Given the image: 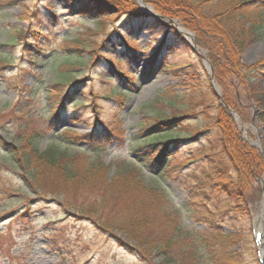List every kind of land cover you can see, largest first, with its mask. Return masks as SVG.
Listing matches in <instances>:
<instances>
[{"label":"rangeland","instance_id":"rangeland-1","mask_svg":"<svg viewBox=\"0 0 264 264\" xmlns=\"http://www.w3.org/2000/svg\"><path fill=\"white\" fill-rule=\"evenodd\" d=\"M132 3L135 8L130 16L119 8L95 18L87 11H83L85 15L75 12L71 0H0V264H169L151 249L169 235L174 236L171 243L166 240L170 245L167 252L176 264H258L253 237L257 226L264 229V117L260 115L264 104L253 105L245 80L222 76L227 94L240 102L247 118H241V124L239 114L232 113L237 118L232 116L236 129L241 130V139L246 132L242 140L260 155L261 167L251 179L241 170L240 175L234 174L243 185L241 206L245 203L247 212L240 210L237 202H228L224 192L209 191L205 208L194 216L191 208H196L197 199L191 198L192 172L203 181L210 179L206 174L213 156L205 154L212 147L204 145L203 134L211 133L207 129L212 128L222 88L214 78L210 80L208 51L196 44L191 29L175 18L173 24H165L145 16L141 7L152 8L144 0ZM202 33L203 42L214 41L210 31ZM124 46L133 54L125 52ZM240 58L248 68L247 77L263 65L264 28L259 38L242 50ZM116 70L125 78L118 77ZM258 71L264 75V67ZM74 78L78 83L50 123L48 115L56 109L50 108L54 102H48V93L60 95L65 89L56 83ZM251 78L264 86L260 76ZM91 103L96 105L94 113ZM180 114L182 119L169 130L177 141L169 144V156L163 164L174 159L189 164L181 168L176 162L171 178L164 177L162 168L150 170L134 150H144L149 136L167 129L159 125L149 131L155 117ZM26 115L33 116L31 121ZM32 126L40 136L37 151L52 145L69 150L76 157L71 164L79 166L77 170L71 167L74 172L84 169L83 162L90 157L88 147L102 146L101 160L110 165L107 179L117 177L122 183L110 192L118 196L113 210L107 205L110 198L106 197L107 203L101 192H73L70 184H64L67 191L58 190L54 187L62 182L56 178L58 173L52 180L37 173L32 181L33 172L28 174L29 170L10 162L7 151L20 143L14 135ZM205 130L208 132L189 140L193 133ZM59 133L69 140L61 139ZM114 163L141 167L144 182L163 191L169 201L165 204L144 190L135 196V170L129 169L133 175L128 170L118 174ZM154 202L163 209L173 205L176 221L169 225L148 218L151 225L143 233H134L128 226L117 227L121 223L117 217L129 212L125 204L141 211L140 206H153ZM205 209L209 212L206 217ZM177 224L183 231L197 234L184 231L180 238L170 233Z\"/></svg>","mask_w":264,"mask_h":264},{"label":"trees","instance_id":"trees-1","mask_svg":"<svg viewBox=\"0 0 264 264\" xmlns=\"http://www.w3.org/2000/svg\"><path fill=\"white\" fill-rule=\"evenodd\" d=\"M101 1L102 2H99L98 0H71V9H73L77 13H80L81 15H85L83 11H87L89 14L92 13L96 18L99 17L98 15H102L110 10H119V8H123L122 10H124V13L130 16L132 15L130 14L131 11L135 8L132 0ZM144 1L149 3L152 6L153 10L161 16L170 19H178L184 27L191 29L195 33L196 44L202 45L207 49V57L213 69L214 79L218 82V84H220V87L222 88V97L225 106L219 102L215 103V118H212L213 125L212 128L207 129L208 131H211V133L207 134V136L203 134V136H205L204 145L207 144V146L212 147V149H210L211 151L208 148L210 153H208L207 155L205 154V156H213L214 158L209 161L211 163L210 173L206 174L210 179H206L208 182L205 183L206 180H201L195 175V171L192 172L191 182H194V184L191 198L197 199L195 203L196 208H191L192 211H194L193 214L195 216L198 210L200 208L202 209L205 206L204 202L206 201V199H209L206 194L209 193V191L224 192V195L227 198L228 202L229 200L233 203L237 202V207H239L240 210L242 209L244 212H247L245 203L243 206H241V204L243 203L241 199V187L243 188V185L241 184L239 177H237V179L235 180L236 177H234V174L240 175L239 171L241 170V172L244 171L245 173H247L249 178L251 179V174L255 175V173L257 171L259 172L260 170V155L258 153H254L252 149L248 147V145L241 139L240 131L236 129L230 113V109L238 112L244 119H246V116L243 113L238 102L234 100V98L229 94H227L226 89L222 84V76L225 74H229L238 78L239 81L245 80V88L247 89L248 98L254 104H264V86L258 85V83L251 78L256 74L257 76L261 77L262 81L260 82L264 81V75H261L260 71H258L262 70V67H264V62L261 63L263 65H260V67L254 70L253 73H250L252 74L250 77H247V75L249 74L245 73V69L247 70L248 68L244 67V64H242L240 58L242 50L248 44L258 39L260 32L264 28V0ZM133 15L136 16V14ZM155 20L162 23L159 18L155 17ZM140 21L141 20L139 19V22ZM216 21H218V24L216 23ZM204 30H208L211 32L209 36L213 37L214 41H212L211 43H205L202 41L201 34L204 35V33H202ZM106 39L107 37L105 38V40ZM31 48L34 52H39V49H37V47L30 46V49ZM77 50L81 51L82 47ZM65 59H67V56L65 57ZM2 60L3 59H0V62ZM110 65L113 66L112 64ZM115 74L118 77L125 78V76H123V72L119 70H116ZM77 83L78 81L75 80V78L69 81L67 79H64L62 83H59L58 81V83L56 84L64 86L65 91L61 90L62 94L60 92V95L58 93V90V94L55 95L54 93L50 94L52 91L48 93V102H52V100L54 102V104L50 108L55 107L56 109V111L48 115V118L51 119L50 123H52V119L57 118V116L59 115V111L64 105V101L68 99L71 90L76 86ZM111 91L112 90H110V92ZM122 92L125 93L126 91ZM111 95L112 93H110V98ZM28 96L30 97L32 95ZM201 103H199V105H203L204 101H202ZM91 106L92 113H94L96 111V105L91 103ZM182 115H172L171 117L164 119L155 117L148 130L150 131L156 129L159 125H163V127L167 129H165L164 131H160L162 133H155V135L151 137L149 136L147 138V142H144L143 144V146H145L144 150H134L138 153L136 154L140 156L138 158H140L143 164L150 170L158 171L162 168L161 175L164 177L171 178V174L172 172H174L176 162H180L179 164L182 165L181 168L186 164H189L184 160H176L175 162V159H172V163L168 160L165 164H163L169 156V146L171 145V143L177 141L176 138L170 137L171 135L169 133V130H172L176 123L178 124V121L182 119ZM260 115L264 117V109L261 110ZM26 116L29 117L31 121V118L33 116ZM93 120L96 119L94 118ZM207 130L193 133L189 140H193L197 134L208 132ZM64 133H59L58 135H60L61 139L68 141L69 139H65L62 137ZM10 136L12 137L13 134H11ZM38 137H40L39 133L37 132V130L33 129V126L32 128L25 129L22 133L15 134L13 138L18 140L20 143L18 144L17 148L12 149L10 147V151H7L10 162L19 165L25 172L29 170L27 172L28 174L29 172H33L34 175L32 174V176H30L32 181L37 177V173H39L38 176L41 174L40 177L44 176L46 178H49L50 180H52L54 175L58 173V176L56 178L62 181L60 183L54 184V187L58 190L67 191L68 187H65L64 184H70L72 187L71 191L73 192H101L104 195V200L107 203H109L110 201V203L107 205H110L111 209L113 210V205L117 203L115 198H117L118 196H115V192L111 194L110 192L114 189H118L117 185L122 183L120 181H116L118 180L117 177L107 179V169L110 167V165L107 167L101 160L102 153L104 151L101 145L99 148L89 149L88 147L87 152L89 153L90 157L88 158V161L83 162L82 167H84V169L80 172H74L71 169V167L73 166L71 164V160H76V157L72 156L69 150L59 149L52 145L39 152L37 151ZM98 143L99 142H96V144ZM215 157L218 160L215 159ZM214 161H217V163L214 164ZM222 161L227 162V164L222 166ZM68 163L70 165H67ZM114 165L117 169H115V171L118 174L124 173V171L126 170H128L131 174H134V172L129 169L135 170L136 179L132 180L135 183V185L133 186L134 190H136L135 196L138 191L144 190L152 195V198L158 197V200L164 201L165 204L167 201H169L163 191L156 187H149L144 182L143 175L141 173V167H131L130 163H114ZM75 166L76 167L73 166L72 168L74 170H77V167L79 166H77L76 164ZM230 168L231 170H233V172L231 173ZM115 171L113 170V173H115ZM102 173L104 176H102ZM202 173L205 174L203 171ZM227 186H229V188H226ZM106 197H109L110 200H106ZM128 205L125 204L124 207H126V209L129 208V212H125V214H121L120 217H117L118 221L121 222L117 224V227L128 226L133 230L134 233H143L144 230L151 225L150 222L152 219L155 221L161 219L159 222H166L169 225H171L172 222L176 221L175 211L177 209L173 205H171V207H168L166 205L167 208L163 209L161 205L158 206L154 202L153 206L145 205L144 208L140 206L141 211H138L134 207H130ZM134 205L138 204L135 203ZM204 211H207V213L203 212V216L206 217V215L209 213L208 209H205ZM144 212L149 216H145ZM114 213L116 214L115 211ZM130 214L134 215L130 217ZM209 217L211 218L212 216ZM148 218H151V220H148ZM205 220L209 221V218ZM171 228H173V230L170 233H176V235L180 238L183 237L182 235L185 232L196 233L193 231H186V229L184 230V232L178 224ZM152 233H154V231ZM161 236L163 237V233ZM173 236L174 235H169L166 240L171 243ZM166 240L156 241V244L154 243V245L151 246V249H153L155 253L159 252L161 254L162 262H166L169 264L173 262L172 264H176L172 256L167 252V249L170 245L169 242H166ZM185 246H188V244L186 243ZM190 255L191 254L186 253V256L190 257Z\"/></svg>","mask_w":264,"mask_h":264},{"label":"bare ground","instance_id":"bare-ground-1","mask_svg":"<svg viewBox=\"0 0 264 264\" xmlns=\"http://www.w3.org/2000/svg\"><path fill=\"white\" fill-rule=\"evenodd\" d=\"M241 127V126H240ZM242 129H243V127H241ZM245 132V131H244ZM245 134H246V132H245ZM247 136V135H246ZM261 226H263V225H261ZM261 226H258V229L259 230H262V228H261ZM261 234H263V236H261V239H260V243L258 244V246H259V250H260V252H261V254H262V258H263V260H264V231H263V233H261Z\"/></svg>","mask_w":264,"mask_h":264},{"label":"water","instance_id":"water-1","mask_svg":"<svg viewBox=\"0 0 264 264\" xmlns=\"http://www.w3.org/2000/svg\"><path fill=\"white\" fill-rule=\"evenodd\" d=\"M146 9V8H145ZM192 46V48L195 50V48H194V45H191ZM211 73V71H210V69H209V74ZM210 78L212 79V76L210 75Z\"/></svg>","mask_w":264,"mask_h":264}]
</instances>
